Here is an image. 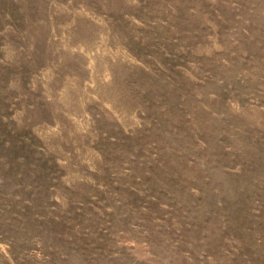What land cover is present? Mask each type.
Here are the masks:
<instances>
[{
  "label": "rangeland",
  "instance_id": "rangeland-1",
  "mask_svg": "<svg viewBox=\"0 0 264 264\" xmlns=\"http://www.w3.org/2000/svg\"><path fill=\"white\" fill-rule=\"evenodd\" d=\"M0 264H264V0H0Z\"/></svg>",
  "mask_w": 264,
  "mask_h": 264
}]
</instances>
